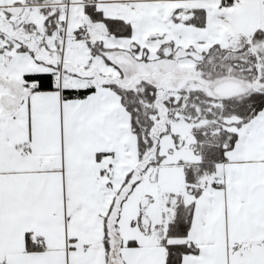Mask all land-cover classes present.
<instances>
[{
  "label": "snow or ice",
  "instance_id": "1",
  "mask_svg": "<svg viewBox=\"0 0 264 264\" xmlns=\"http://www.w3.org/2000/svg\"><path fill=\"white\" fill-rule=\"evenodd\" d=\"M0 264H264V0H0Z\"/></svg>",
  "mask_w": 264,
  "mask_h": 264
}]
</instances>
